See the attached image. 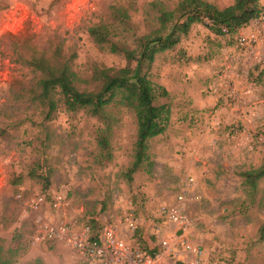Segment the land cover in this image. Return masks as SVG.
I'll return each mask as SVG.
<instances>
[{
  "label": "rangeland",
  "instance_id": "374dc122",
  "mask_svg": "<svg viewBox=\"0 0 264 264\" xmlns=\"http://www.w3.org/2000/svg\"><path fill=\"white\" fill-rule=\"evenodd\" d=\"M156 1L174 10L182 0H0V256L11 264H86L68 244L47 241L39 220L100 229L133 214L140 228L134 236L123 230L126 239L158 251L172 232L160 211L191 178L186 234L202 264H264V179L252 195L241 176L264 162V0L262 15L240 33L217 36L196 23L145 66L159 86L177 79L175 71L190 77L187 47L201 59L187 92L193 101L210 96L214 103L178 116L175 96H160L156 104L170 106V122L149 141L150 160L132 175L137 120L119 98L108 109L109 159L98 146L102 121L67 110L58 92L55 108L41 96L37 59L51 60L60 50L78 86L93 90L96 68H122L126 58L101 50L90 28L107 25L114 42L136 49L159 27ZM206 1L220 9L235 2ZM114 7L127 9L131 20L113 22Z\"/></svg>",
  "mask_w": 264,
  "mask_h": 264
},
{
  "label": "trees",
  "instance_id": "16d2710c",
  "mask_svg": "<svg viewBox=\"0 0 264 264\" xmlns=\"http://www.w3.org/2000/svg\"><path fill=\"white\" fill-rule=\"evenodd\" d=\"M261 1L235 0L234 4L220 9L206 0H182L174 10L163 8L161 2H153L151 6L159 11V27L141 36L136 49L114 42L109 27L97 24L89 30L94 43L101 50L108 49L114 54L124 55L126 65L122 68H96L93 75L95 89L82 90L70 60H64L61 51L57 50L51 60H36L35 67L42 73L39 81L41 96L49 99L55 108L52 95L58 92L67 110L86 111L102 121L104 128L99 131L98 146L109 159L112 158L110 134L113 121L108 109L119 98L118 102L131 109L137 120L134 162L129 171L132 175L150 160L148 143L166 132L172 114L170 106L156 104L160 96L167 97L169 92L150 79L145 66L153 64L159 53L173 50L196 23L204 24L217 36L240 33L262 15ZM112 19L115 23L129 22L131 17L124 7H114ZM241 176L243 184L255 195L260 181L264 179V162ZM94 230L97 232L99 228L94 227ZM0 264L11 262L0 256Z\"/></svg>",
  "mask_w": 264,
  "mask_h": 264
},
{
  "label": "built area",
  "instance_id": "2783aa9c",
  "mask_svg": "<svg viewBox=\"0 0 264 264\" xmlns=\"http://www.w3.org/2000/svg\"><path fill=\"white\" fill-rule=\"evenodd\" d=\"M194 185V179H188L175 201L162 207L159 219L162 225H169L172 232L163 238L155 252L142 249L135 239L133 243L126 239L123 230L134 236L140 228L133 214L125 215L116 224L104 225L97 232L92 226L45 220L38 221V230L49 242L68 244L84 257L86 264H202L199 248L186 234L191 224L187 212L193 201L190 195ZM35 204L38 208L41 201Z\"/></svg>",
  "mask_w": 264,
  "mask_h": 264
},
{
  "label": "crops",
  "instance_id": "0c3cea01",
  "mask_svg": "<svg viewBox=\"0 0 264 264\" xmlns=\"http://www.w3.org/2000/svg\"><path fill=\"white\" fill-rule=\"evenodd\" d=\"M247 28V27H246ZM244 28V29H246ZM243 29V30H244ZM198 41V38H196ZM186 50L189 52V55H187L188 61L191 64V71L185 72L190 77H185L180 75L181 73H177V71L174 72L175 76H177V79L175 77H166L165 79H162L160 84L164 86L169 94L175 96V101L177 103L176 105V114L179 112V115L187 114L190 113L191 115L197 114L198 111H204L206 108H210L213 106L214 103V98L210 96H202L201 97V102L193 101L194 96L187 92L189 90V87L192 85L191 81L194 73L192 72V68H198L197 64L201 63L200 57L196 58L195 55H190L189 49L186 47ZM166 53V52H165ZM193 56V57H192ZM192 75V76H191ZM176 80L175 87H177L178 90L175 91V87L173 86L172 88L170 87L173 81ZM174 109V108H173ZM186 116V115H185Z\"/></svg>",
  "mask_w": 264,
  "mask_h": 264
},
{
  "label": "water",
  "instance_id": "95a60500",
  "mask_svg": "<svg viewBox=\"0 0 264 264\" xmlns=\"http://www.w3.org/2000/svg\"><path fill=\"white\" fill-rule=\"evenodd\" d=\"M181 234V233H180Z\"/></svg>",
  "mask_w": 264,
  "mask_h": 264
}]
</instances>
